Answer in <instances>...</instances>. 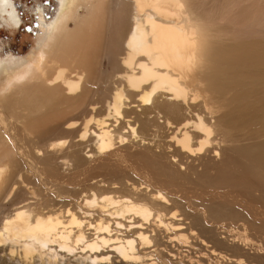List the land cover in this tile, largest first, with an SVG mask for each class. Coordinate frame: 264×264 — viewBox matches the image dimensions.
I'll return each instance as SVG.
<instances>
[{
  "label": "bare ground",
  "instance_id": "1",
  "mask_svg": "<svg viewBox=\"0 0 264 264\" xmlns=\"http://www.w3.org/2000/svg\"><path fill=\"white\" fill-rule=\"evenodd\" d=\"M199 1L58 0L52 18L37 7L36 48L0 56V264H264V237L236 243L215 223L234 208L257 216L243 196L264 172V137L248 144L231 121L261 133L264 80L246 78L264 76V45L224 33L250 0ZM0 19L19 27L13 0ZM12 103L24 113L8 115ZM100 170L138 182L76 188Z\"/></svg>",
  "mask_w": 264,
  "mask_h": 264
},
{
  "label": "rangeland",
  "instance_id": "2",
  "mask_svg": "<svg viewBox=\"0 0 264 264\" xmlns=\"http://www.w3.org/2000/svg\"><path fill=\"white\" fill-rule=\"evenodd\" d=\"M214 1L213 0H202V1L200 0L199 2L205 8H208L210 10L213 9V7L211 6L212 4L213 5L217 4L216 7H218V6H220V3H223V0H214ZM227 1H230V0H226L224 3H227ZM209 2H211V5ZM13 3L16 7V11H17L18 16L20 17L21 21H20V25L18 28L12 29V28L8 27L7 25H6L7 26L6 27L5 24L3 22H1L2 20L0 19V22H1L0 23V56L2 57L8 53H11V54L19 56L21 58H25V57H27V55H29L36 48L37 42H38V37H39V34L41 32V30L38 26V18H37V13H36L37 7H40L41 9H43L47 13V15H46L47 17L52 18L55 16L56 12L59 11V2H58V0H13ZM248 3L249 4L245 3L244 5L239 7L238 10H236L234 12V15H233V12H230V14H232L230 16L232 20H230V21L226 20V22L223 23L225 25V31H224L225 36L226 37H232L231 40L234 39L233 38V36H234V37H236L237 41L240 39V37L246 38L243 40L241 39V41L239 40L240 42L238 41L237 46H241V45L244 46V43L242 44V42H250V43H257V44L264 45V0H250ZM219 8L221 9V6L218 8H215V6H214L213 10L222 11V9L220 10ZM87 9H89V8H87ZM114 16H115V12H114ZM218 17L219 18L221 17L220 13H218ZM213 22H215V21H213ZM257 23L259 25H256ZM71 26H72V23H71ZM244 27L245 28L247 27L246 28L247 31L243 30ZM240 29L243 31H241ZM233 32H235V33H233ZM244 33H246V34L244 35ZM238 34H240V35H238ZM249 39H251V40H249ZM230 43L234 44L235 41L234 40H233V42L230 41ZM239 44H241V45H239ZM257 44H255V45H257ZM248 48H253V49L256 48L258 51L256 49H254V51L258 55L261 53V52H259L258 46H252L251 45V47H248ZM99 57L101 59V64H100L101 70L100 71H102L103 73L111 71V69L113 68V64L115 63L116 56L111 54V55H108L106 57H103V56H99ZM98 76H101V77H96V89L98 90V93H99L102 90L103 78H106V75L105 74H101V75L98 74ZM249 77L246 78L247 81H249V80L251 81L252 79H254L256 77L262 78V80H264V76L252 75L250 78ZM263 88H264V86H263ZM263 88L258 91L262 95H264V89ZM94 95L95 96L97 95L96 91L94 92ZM98 98H102V97H98ZM259 104L262 107V103H259ZM17 106H18L17 104L12 103V105L9 106V108H7L5 112L8 115H9V113H11L13 118H15V116H18V114L20 112L24 113L25 110H20L19 107H17ZM256 109L259 110L260 108L256 107ZM263 111L264 110H262L261 116L264 115ZM240 117H241V114H239V117L235 118L236 122L231 121V122H234L233 125H234L235 130H237V131H239L238 126L240 125V123H239ZM249 117H250V119H253L251 117V115ZM227 118H229V117H227ZM37 119H41V115H38ZM251 122H254L251 124L252 129H253L256 126V121L252 120ZM259 126H262V130H263V131L262 130L260 131L261 133L259 132L260 133L258 135L259 138H258V136H254V137H251V139H250V136L246 133L237 132V131H235V133L238 135V137H240V140L249 139L248 141H245V142H249L248 144H251L253 141V143H255V142L259 141V139L261 140L264 137V134H263L264 133V120H261V122L259 123ZM37 128L42 129V126L38 127V125H37ZM9 134H10V129L5 132L0 127V135H3L5 139ZM45 136L47 137L46 134H45ZM40 140H41L40 143L39 142L34 143V149H36V148L42 149V144L44 143V138H42L40 136ZM139 147H141V146H139ZM132 149L134 150L135 148H132ZM82 155H83V153H82ZM131 164L138 166V164H142V163L140 161H137V160L136 161H130L129 163H127V166H132ZM20 165L23 169V167H25V166L27 167L28 164L25 162V160H23L20 162ZM41 165L44 169L45 175L49 177L50 172H48V169H49L48 165H46V164H41ZM232 165L234 166L236 164H234V162H233ZM67 171L68 170L66 169V171H64V172H67ZM102 171H104V170H100L97 173H94V172H88L87 173L86 172L85 173L86 175H83L80 178V181L76 182L77 184L75 183L76 188L80 189V191L83 189H86L85 187L88 186L91 183V179H93L95 177H98L99 179L102 178V179L110 181V180H114L115 177L120 176V177H122L123 180L125 179V181L136 182V183L138 182V178L133 177V175H131L128 172L123 173V174H116L113 172L110 173L109 171H106V173H104L105 171L104 172H102ZM60 172H62V171H60ZM239 172H241V170ZM239 172L236 171V172H232V173L235 177H237L238 176L237 174H239ZM82 180L84 181V183ZM250 182H253L256 185V191L253 194H249V196L247 195L246 198H245V196H243L244 197L243 200L245 203H249V205L252 209L255 208L254 210H255V213L257 216H255V217L247 216V215H245V213L239 211V209L233 207L234 209L231 208L234 211L233 216L223 215V216H221L222 218H219L215 221V223H217L216 227L217 228L219 227L218 229H221L219 232L221 233L222 237L226 236V235H224V231L222 229H224L226 232L229 231L230 233L229 232L228 233L230 234V236L233 237L232 239H234V240L236 239L235 240L236 243H238L240 241L241 237L253 236L252 234H254L257 238L264 237V224H262V223H264V216L261 215V214H264V190L261 189V186H262L261 184L264 185V172H261L258 174H252L250 177ZM20 196H19V198H20ZM19 198H18V201H19ZM8 209H10V208L8 207ZM257 209H258V211H257ZM259 211H260V213H259ZM2 215H4V214L0 210V216H2ZM250 218H252V220ZM234 228H235V230H234ZM257 231H259V233ZM232 239H229V241L230 240L234 241ZM262 253H264V252H262ZM238 255H242L241 252H238Z\"/></svg>",
  "mask_w": 264,
  "mask_h": 264
}]
</instances>
